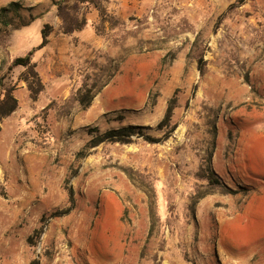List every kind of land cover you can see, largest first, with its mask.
Listing matches in <instances>:
<instances>
[{
  "label": "rangeland",
  "instance_id": "1",
  "mask_svg": "<svg viewBox=\"0 0 264 264\" xmlns=\"http://www.w3.org/2000/svg\"><path fill=\"white\" fill-rule=\"evenodd\" d=\"M13 2L0 17V95L19 103L0 123V264H264V0L0 10ZM46 24L33 101L27 70L10 68ZM126 126L141 129L129 143L100 142Z\"/></svg>",
  "mask_w": 264,
  "mask_h": 264
},
{
  "label": "trees",
  "instance_id": "2",
  "mask_svg": "<svg viewBox=\"0 0 264 264\" xmlns=\"http://www.w3.org/2000/svg\"><path fill=\"white\" fill-rule=\"evenodd\" d=\"M21 8L22 7L20 3L13 2L9 4L8 8H2L0 10V17L7 18L8 17L7 14L11 10L19 11ZM35 20L36 18L31 16L30 19L27 22H25L22 26L23 27L30 26ZM4 23L6 26L10 25L9 22L7 21H5ZM52 31H53V28L50 25L46 24L41 30L42 41L39 44V46L32 49L25 56L16 58L13 61L12 66L10 68L12 69L15 67H23L25 70H27V73L25 75H22L21 81H24L28 85V90L31 94V99L33 101H37L40 93L43 91V85L39 78L38 73L36 72V64L33 62V56L36 52L41 51L48 46L49 37ZM30 77L36 80V82L31 80ZM36 83L39 86L37 88H36ZM14 91H15L14 88H7L5 89L4 97L2 98L0 95V123L3 119L10 117L12 114H14L19 107V103L14 95ZM93 97H90L88 100H86L85 98H82L80 100V104L84 108L89 107L93 100ZM173 111H174V106L171 105L168 109L164 123L170 124L172 117H173ZM140 130L141 129L138 126H126L119 130H112V131L105 133L103 136H101L100 142L110 141L114 143L127 144L129 143L130 139L133 136L139 133L138 131ZM139 135L144 136V134H139ZM147 139H150V138H147ZM206 173L207 175L204 176V179L209 184L223 185L221 180L218 178V176L215 174V172L210 167L207 168ZM72 200H73V197H72ZM70 211L71 209L68 210V212ZM32 243H33L32 238H29V244H32ZM30 264H40V262L38 260H32Z\"/></svg>",
  "mask_w": 264,
  "mask_h": 264
}]
</instances>
